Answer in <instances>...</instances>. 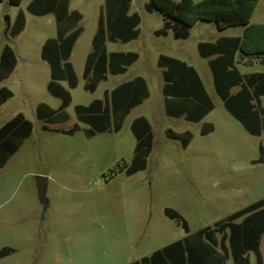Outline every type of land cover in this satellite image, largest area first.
<instances>
[{"label":"rangeland","instance_id":"obj_1","mask_svg":"<svg viewBox=\"0 0 264 264\" xmlns=\"http://www.w3.org/2000/svg\"><path fill=\"white\" fill-rule=\"evenodd\" d=\"M30 1L22 0L19 6L9 4L8 0L0 1V51L8 45L17 59L13 73L1 84L12 91L13 97L0 106V136L11 128L10 125L6 129L3 127L17 113H22L33 126L31 136L0 170V247L7 241L16 248L9 261L34 264L41 255L54 262L126 263L134 256V251L140 250L142 241L146 245L143 251L148 253L185 236L177 220L174 221L178 226L173 223L168 226L167 221L160 226L159 222L165 218L163 208L179 213L191 233L208 227L214 231V237H221L226 234V228L219 231L216 225L227 222L230 213L264 200V163L252 164L259 158V145L264 146V133L260 137L245 133L211 88L210 74L208 92L214 109L199 126L182 118L156 116V107L151 106L159 96L154 77V81L148 83L151 99L132 109L119 132L111 129L95 133L89 139L85 136V131L91 128L77 121L74 106L102 99L105 89L110 90L118 83L135 76L144 77L147 73L139 60L126 74L108 75L107 81L101 82L94 93L84 90L85 81L81 75L104 0H70V9L83 15L80 23L83 32L71 58L79 84L71 90L67 122L46 125L51 129L69 130L78 124L80 130L73 135L43 130V123L35 117L37 104L43 102L56 109L60 103L46 90L49 67L40 59L41 44L56 36V26L52 15L29 14L26 6ZM148 1L131 2L130 13L136 12L141 18L139 37L129 44H108L107 51H135L142 60L149 52L153 70H158L159 54L179 57L181 48L194 60L204 63L197 55L196 43L214 41L221 35L214 23H196L188 40H174L171 34L157 38L153 31L161 27V15L144 10ZM19 10L25 13L26 27L19 36L6 38L7 19L13 20ZM252 21L264 22V0H259ZM240 32L241 28L237 27L223 35ZM240 71L242 74L264 72V65L240 66ZM147 107L154 136L152 151L146 168L127 176L125 167L131 163L135 146L129 125L134 117L146 115ZM204 123L212 125L214 130L202 136ZM166 128L176 133H190L193 137L190 147L184 150L179 142L166 141ZM39 176L46 178V204L39 198L36 188ZM62 185L67 188L63 189ZM261 210L264 205L250 213ZM128 222L137 227L134 238L130 231L133 227L128 226ZM118 231L122 235L119 236ZM160 231L164 232L160 234ZM124 232L130 233L126 236ZM6 233L12 237L5 240ZM113 250L120 252L117 260L110 258ZM261 252H264V237ZM121 253L125 255L122 257ZM249 258L256 264L253 253ZM165 261L171 262V259ZM224 264H233L231 256L228 255Z\"/></svg>","mask_w":264,"mask_h":264},{"label":"crops","instance_id":"obj_2","mask_svg":"<svg viewBox=\"0 0 264 264\" xmlns=\"http://www.w3.org/2000/svg\"><path fill=\"white\" fill-rule=\"evenodd\" d=\"M36 1L37 0H31L26 6V11L29 14L37 16V17H44V16L52 15L55 21L56 36L53 38H47L41 44L40 59L44 61L49 67V81L46 84V90L49 93V95H51V97L58 99L60 103L56 109L52 108L46 103H43V102L38 103L35 108V117L38 121H41L43 123L41 127L43 130L56 131L62 134L73 135L75 132L80 130V126L78 124H74L73 127L69 130L51 129L46 125L48 124L57 125L59 123L67 122V120L69 119V115L68 113H66V110L72 102L71 90L76 89L79 84V78L74 70L73 64L71 62V58H72L73 49L83 32L82 27H80V23L83 19V15L81 12L77 10L70 9V0H69L68 6H67L68 15L72 12H77L81 15V19L76 23V26L66 33V34H69L73 30H77V29L80 30L78 37L76 38L73 46L71 47L70 55L68 58V62L72 66V69L76 75L77 84L75 87L71 88L68 86V83L66 80L55 81L56 84L60 85L64 90H66L70 94V102L68 103L66 107L62 109L61 97L53 95L47 88V85L49 84V82L52 81L51 69H50L49 63L45 59H43L41 56L43 45L48 40H56L58 37V23H57L56 11L59 5L58 4L59 0H42V2L37 3L33 7V11H29L28 6L31 3H35ZM131 2L132 0L130 1L126 16L130 17L133 14H137V16L139 17V22L134 27V30H137L138 35L135 38L128 39L129 27L126 28L124 33H116V32L114 33V26H113L114 24L112 22L113 20H108L107 13H106L105 0H104V6L99 11L96 30L91 39V51H88L85 57V63H84V67H83V71L81 75L83 80L85 81L83 88L84 90L89 91L90 93H94L98 85L101 82L107 81L108 75L117 76V75L126 74L127 71L139 60L141 61V68L143 70H146L147 73H145L144 77L135 76L122 83H118L116 86H114L110 90L105 89L103 91L102 99H93L87 105H75L74 106V113H75L77 121L91 128L85 131V136L89 139V138H92L95 135V133H103L106 131H110L111 129H113V131L116 133L119 132L127 116L131 113L132 109L144 104L146 101L151 99V91L149 89L148 83H152L154 81V77L155 79H157L156 88H158L159 90V96L157 97L156 104L151 105V106L156 107V111H154L156 116L157 117L165 116L167 118L176 119V120L182 118L186 122L193 123L199 126L201 125L202 122H204L205 118L214 109L213 101L208 92L210 89H209V82L207 80L210 74L212 77L211 88L213 89L215 94L221 99L224 109L228 112L229 115H231V117H233L237 122H239L241 127L245 130V133H247L250 136L260 137L262 133H264V126H262L264 125V107H262V99H264V72H252L249 74H242L240 71V66L250 67L256 63L264 65V62H262L261 58L259 57L246 56L240 51V45H241L240 41L243 38L246 27L243 25H234V26L226 27L224 29H219L216 23L213 21L198 20L192 26L188 28V34L185 38H176L171 29H168L165 35L158 36L155 34V32L162 29L164 25V18H163V15L160 13L162 25L159 29H156L153 31V35L157 38L168 37L171 34L174 40H177V41L178 40H188L191 36L192 29L198 22L214 23L216 29L221 33V35L214 41H198L196 43L197 55L200 59L204 60V63H200L199 60H196V59L194 60L193 58L188 56L187 51L181 48L178 53V55L180 54L179 57L172 56V55L159 54L156 60V66L158 70H153L152 66H150L149 64V57L152 56L151 53L149 52L146 53L145 58L142 60V58H140V54L135 51H107L108 44H116V43L129 44L130 42L136 40L140 35L139 25L141 22V18H140V15L136 12L130 13ZM257 4H256V7H257ZM145 6L146 4L144 5V10L147 13L158 12V11L148 12L145 9ZM256 7L252 13V16L250 17L249 25H264V22L252 21V18L256 11ZM19 12L23 13V16L25 19L24 28L17 35L11 36L9 34V30L11 26L13 25ZM100 17L103 19V25H104V41L102 43L101 50L99 51L97 57L95 58V60L93 61L91 65V69H90L88 76L84 77L83 74H84V70L86 67L87 58L89 55H91L94 52V37L99 28ZM7 23L8 25H7V32L5 33V37L15 38L19 36L26 27L25 13L22 10H19L13 20H11L10 18L7 19ZM61 23H66V22L63 20ZM237 27L241 28V32L239 34L223 35L229 29H235ZM5 47H8L11 50L10 55L9 53L4 55ZM134 55L137 56L136 59H133ZM226 55L228 56L232 55L231 63H229L228 60L224 58ZM2 57L4 58L3 61H2ZM11 64H12V67L9 68ZM16 64H17V59H16V55L14 51L8 45H4L0 51V106L5 104L10 98L13 97L12 91L6 86H3L1 84L4 83L11 76V74L14 71V68L16 67ZM232 70L237 71L238 74L241 76L242 81L240 83H237L235 76L232 75L231 77L234 80L232 81L231 84H228L226 77L228 73ZM204 78L206 82L204 81ZM216 78H219V85H220L219 88H221L223 93L227 95V98H230V100L233 102H234V98L236 97V95H238L244 89V87L247 88V91L249 92L252 98L251 101L249 102L250 105L252 106V107L250 106L252 109L249 112V110L247 109V104H245V100L242 101V109H243L245 116L248 117L249 124L252 126L253 130L259 129V123H258V120H259L260 125H261L260 133L253 134L249 132L243 126V124L226 109L224 100L218 94V91H217ZM92 104H93V109H95V112H96L93 124L88 123L85 120H81L78 117L77 112H76L77 107L79 106L89 107ZM39 105H44L48 110L50 111L52 110V113H49L47 112L48 111L47 109L45 110V108H43V111H45L46 113L45 114L46 119H39L37 117L36 110ZM150 111L152 114L154 113L151 109ZM103 113L107 114V118L105 120L97 119L99 115ZM146 113H147L146 115L142 114V115H138L134 117L131 120L130 125H129V129L135 138L133 156H134V151H135V147L137 143V135L140 136L142 133H144L147 126L149 128L148 132L151 136L150 152L148 154V157L152 151L154 136H153L152 125L150 123V119L147 116L149 115V107H147ZM198 116H201V119L199 121H194V119L197 118ZM103 123L107 124L106 129H98L100 126L103 125ZM205 124L211 126V129L206 128V130H208L206 134L214 130L212 125L208 123H204L203 125ZM9 125L11 126V128H7V126ZM25 125L26 126L28 125L27 126L28 131L23 132V128L26 129ZM3 128L4 129L7 128V130L0 136V170L6 165L8 160H10L17 153L23 141L31 136L33 126H32V123L29 120H27L22 113H17L12 119H10L8 122L4 124ZM90 133L92 134L91 136L88 135ZM164 135H165L166 141L179 142L180 146L184 150L190 147L191 140L193 139L192 135L188 132L176 133L170 128H166L164 130ZM240 136L245 138V136L243 135H240ZM261 147L262 149H264V146L259 145L258 147L259 154H260L259 158L261 155H262V158H264V152L262 153L260 152ZM147 159H146V166H147ZM258 159L256 161H252V164L264 163V159H262L261 162H258ZM50 176H51L50 174L47 175L48 179H50ZM61 187L63 189L67 188L65 185L64 186L62 185ZM165 209H170V208H163V213L165 215V218L164 220H161L159 222L160 226L165 224V221H167L168 226H171L172 225L171 223L178 226L179 224H177L173 219H170L168 216H166L164 212ZM240 211L241 210L232 212L228 215V217L230 218L231 216L239 213ZM244 218H243V215H241L240 217L235 218L233 222L235 224H239L235 221L237 219L243 220ZM242 220L240 221V223L242 222ZM132 224L131 222L127 223L128 226L133 227ZM207 228L208 227H205L197 232L191 233L189 226H188L189 232L186 233L184 231L185 233L184 237H182L181 239L173 240V242H176L173 246H169L173 244V242L167 243L166 245H163L162 247H158L153 250L149 249L150 251H148V253L147 252L144 253L143 250H145L146 245H144V241H142L141 243H139L140 250L134 251L133 252L134 256L129 258L128 261H126V263L122 262L121 264H141L139 262L143 260L144 258L149 259V261H147L145 264H190L191 260H194L195 258H197L196 253L198 251L194 249L189 252L187 250L190 249V247L182 248L181 246L178 245V243L183 242L185 239H188L194 236L195 234L204 231ZM164 229L165 228H163V230ZM130 231L133 233L132 237L134 238L137 233V227H133L132 230ZM118 232H119V236L122 235L121 231H118ZM163 232L164 231H160V234H162ZM124 233L126 236H128L130 232H124ZM225 233L226 234L224 236L226 237V239L223 242L225 249H223L221 246L222 236L221 237L213 236L216 242L214 244L204 235L202 239H203V242L206 243V246L205 247L195 246V248L199 249L200 252L202 251L201 252L202 256L199 255V258H201L202 261H205L206 264H216V256L218 255L225 256V260L228 259V255L231 256L233 264H235L233 260L232 252L229 246L230 230L226 229ZM16 235L17 234L15 232L13 236L15 237ZM20 235L21 234H19V236ZM10 237H12V235L6 233V236H4V239L7 240V239H10ZM262 237H264V233L260 235L259 243H258V254H259L260 261L259 262L257 261L256 253L250 250V251H247L243 255V257L247 258L248 264H252L249 258L250 253H253L255 255L256 264H264V252H261ZM2 240H3V237H2ZM4 250L8 252L2 253ZM15 253H16V248L14 247V245L12 243H7L6 241V243H4L0 247V254H1L0 264H7V263L13 264V262L9 260L13 257ZM163 254H165V256ZM119 255H120V252L113 250L111 252L110 258H112L113 260H117ZM121 255L123 257V255L125 254L121 253ZM8 258L10 259L8 260ZM48 258H49L48 256L43 257L39 255V258H37L33 263L34 264H96V263H87L86 261L85 262L83 261L82 262L80 261L79 262H69V261L68 262H63V261L54 262V261H49ZM165 259H171V262H166ZM191 264H198V263H195L193 261L191 262Z\"/></svg>","mask_w":264,"mask_h":264},{"label":"trees","instance_id":"obj_3","mask_svg":"<svg viewBox=\"0 0 264 264\" xmlns=\"http://www.w3.org/2000/svg\"><path fill=\"white\" fill-rule=\"evenodd\" d=\"M2 1V0H0ZM22 0H8L11 5H19ZM131 0H105L106 13L108 20H113L114 33H124L126 28L129 27L128 39L137 37L138 32L134 30V27L139 22V17L137 14H133L130 17L126 16V13L129 8ZM42 0H37L35 3H31L28 6L29 11H33V7ZM69 0H59V5L57 7L56 16L58 23V37L56 40H48L42 47V58L45 59L51 69V79L47 85L48 90L56 96L61 97L62 99V109L68 105L70 102V94L64 90L60 85L56 84L55 81L66 80L68 86L73 88L77 84L76 75L72 69V66L68 62L70 55L71 47L74 44V41L78 37L80 30H73L69 34H66L71 29L76 26V23L81 19V15L77 12H72L68 15L67 6ZM258 0H201L194 2L193 0H180L175 2L173 0H149L146 4L145 9L148 12L158 11L163 15L164 25L163 28L156 31L155 34L165 35L168 29H171L176 38H185L188 34V28L192 26L196 21H213L216 23L219 29H224L229 26L234 25H243L245 26V32L243 35L240 45V51L246 56H255L261 58V61L264 62V25H249L250 17L256 7ZM66 23H61L63 20ZM25 24V19L23 13L19 12L13 25L9 30L11 36H15L20 33ZM112 26V27H113ZM113 34V32H112ZM104 41V25L103 19H99V28L94 37V52L88 56L86 67L84 70V77H87L91 65L95 58L97 57L99 51L102 48V43ZM9 53L11 50L8 47L4 49V55ZM136 55L133 56V59H136ZM224 58L231 63L232 55H226ZM4 58L2 57V61ZM12 67V64L9 68ZM235 76L237 83L242 81L241 76L237 71L232 70L228 73L226 80L228 84H231L234 79L231 76ZM219 78H216V87L218 94L224 100L226 109L236 117L243 126L251 133H260V122L259 129L253 130L252 126L249 124L248 117L245 116L242 109V101L245 100L247 104V109H252L250 105L251 95L247 91V88L244 89L236 95L234 102L227 98V95L223 93L221 88H219ZM247 98V99H246ZM251 106V107H250ZM47 109L44 105H39L36 110V115L39 119H46L45 111ZM48 110V109H47ZM47 112L52 113V110ZM76 112L78 117L81 120H85L88 123H94L95 118V109H93V104L89 107H77ZM100 113V112H99ZM253 114V113H252ZM107 114L103 113L99 115L97 119L105 120ZM201 116H198L194 121H199ZM26 126V125H25ZM28 126V125H27ZM23 128V132L28 131V127ZM264 126V125H262ZM107 124L103 123L98 129H106ZM135 128V127H134ZM149 128L147 126L144 133L140 136L137 135V143L134 151V156L131 160V163L125 167L126 175L130 176L134 173L144 170L146 166V159L150 152V142L151 136L148 132ZM135 131V130H134ZM88 135H92L91 133ZM260 152H264L262 147ZM262 155L258 159V162L262 161ZM264 205V200L257 202L256 204L249 206L239 213L231 216L227 222L220 223L216 225L219 231L223 229H229V246L232 252L233 260L235 264H248L247 258L243 255L247 251H254L257 255V261L259 262L258 254V243L259 238L262 233H264V210L257 211L255 213H250L257 207ZM165 214L170 219L177 220L181 223L182 228L186 233L189 232L186 222L182 217L171 209H165ZM249 213L241 223L235 224L233 220L241 215ZM213 230L205 229L202 232L195 234L194 236L185 239L183 242L178 243L182 248L190 247L187 251L197 250V258L190 261L198 264H206L205 261H202L199 258V255L202 256V251L196 249L195 246H206V243L203 242V236L205 235L212 243H216L213 237ZM226 237L222 236L221 246L225 249L223 242ZM8 251H3L2 253H7ZM1 255V254H0ZM149 261L148 258H144L141 264H145ZM225 256H216V264H224Z\"/></svg>","mask_w":264,"mask_h":264},{"label":"water","instance_id":"obj_4","mask_svg":"<svg viewBox=\"0 0 264 264\" xmlns=\"http://www.w3.org/2000/svg\"><path fill=\"white\" fill-rule=\"evenodd\" d=\"M206 128H210L211 129V126L205 124L203 125V128H202V131H201V135H205L208 130H206ZM45 185H46V178L45 177H37L36 178V188H37V191H38V195H39V198L41 199V201H43L45 204L47 203L45 198H44V195H45Z\"/></svg>","mask_w":264,"mask_h":264}]
</instances>
